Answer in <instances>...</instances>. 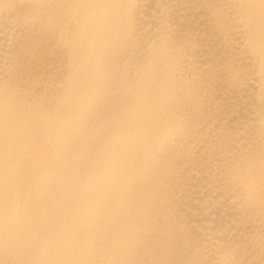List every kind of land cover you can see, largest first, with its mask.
<instances>
[{
	"label": "bare ground",
	"instance_id": "obj_1",
	"mask_svg": "<svg viewBox=\"0 0 264 264\" xmlns=\"http://www.w3.org/2000/svg\"><path fill=\"white\" fill-rule=\"evenodd\" d=\"M0 264H264V0H0Z\"/></svg>",
	"mask_w": 264,
	"mask_h": 264
}]
</instances>
